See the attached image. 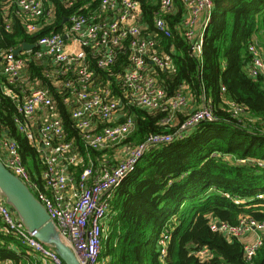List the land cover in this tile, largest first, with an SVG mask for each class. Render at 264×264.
Returning a JSON list of instances; mask_svg holds the SVG:
<instances>
[{"label": "trees", "instance_id": "trees-1", "mask_svg": "<svg viewBox=\"0 0 264 264\" xmlns=\"http://www.w3.org/2000/svg\"><path fill=\"white\" fill-rule=\"evenodd\" d=\"M100 1L95 0L90 11L99 7ZM137 1L142 8L143 25L153 32L159 1ZM174 1L175 11L166 17L172 37L158 39L166 66L155 68L156 77L170 97L185 85L193 108L203 98L211 102L217 120L201 123L184 139L151 149L140 159L111 200V218L100 262L108 259V264H264V234L263 245L248 260L241 240L211 229L213 221L231 226H237L244 217L264 222V199L259 198L264 196V165H259L264 163V76L254 79L247 72L249 45L256 41L264 49V0H213L201 68L182 35L185 8L181 0ZM8 3L9 0H0V52L15 51L24 44L35 46L44 36L65 34L70 17L82 6L78 2L70 6L65 0H45L52 16L40 20L41 30L30 34L22 20L11 15L14 7H7ZM7 14L10 23L6 22ZM35 52L37 48L32 54L22 55L27 58L24 78L13 84H8L0 63V139L16 142L28 171L40 180V154L18 130L16 122L24 120L18 106L30 95L29 85L47 88L68 138L82 151L84 162L76 171L79 176L88 164V156L97 163L116 151L85 149L71 106L47 78L53 69L51 58L38 59ZM127 57V53H119L116 64L103 70L88 54L98 79L111 83L119 97ZM228 102L240 109L238 115H234ZM191 106L188 113L178 112L170 125L164 124L166 113L127 106L126 117H132L136 126L123 145L135 147L151 135L175 133L195 110ZM163 235L168 237L165 253L160 245ZM29 256L32 252L0 219V262L42 264Z\"/></svg>", "mask_w": 264, "mask_h": 264}, {"label": "built area", "instance_id": "built-area-1", "mask_svg": "<svg viewBox=\"0 0 264 264\" xmlns=\"http://www.w3.org/2000/svg\"><path fill=\"white\" fill-rule=\"evenodd\" d=\"M65 1L70 6L75 2L82 6L70 17L65 34L39 38L33 45L38 49L34 56L51 58L53 69L47 78L59 89L65 103L71 106L72 118L85 149L116 151L123 145L136 126L132 117H126L127 106L166 113L164 124H172L175 115L192 102L185 85L174 96H168L155 72V68L166 66L158 39L172 37L166 17L174 13L175 1L158 0L153 32L143 25L142 8L137 0H101L93 11L90 10L95 0ZM181 2L186 11L182 35L191 45V54L201 68L214 3L213 0ZM9 6L14 7L11 15L18 16L30 34L41 30L40 20L52 16V12L46 10L45 0H9ZM6 22L10 23V17ZM15 51L0 52V63L8 84L22 77L27 61L22 55L33 53L31 50L16 55ZM121 52L128 54L119 84L125 102L114 93L111 83L105 84L98 79L88 61L90 53L98 68L107 70L116 64ZM248 52V74L254 79L264 76V49L253 41ZM68 75H71L69 79L64 78ZM222 93H225L224 87ZM228 105L234 115H238L240 109L232 102ZM54 106V98L47 88L31 91L18 106L24 117L23 121L18 119L16 122L18 130L40 154L43 165L40 180L34 179L28 171L16 142L9 138L0 139V160L45 206L60 238L75 253L80 264H102L100 256L111 218V200L117 188L149 150L182 140L201 123L215 122L217 118L212 103L203 98L175 133L151 135L138 146H128L121 150V159L115 165L110 157L104 156L96 163L88 156L87 166L76 176L78 167L84 162L82 151L74 140L68 138ZM259 165L264 163L259 162ZM259 198L264 199V196ZM0 219L42 264H65L53 247L36 237L37 232L25 228L16 212L6 204L1 191ZM211 229L239 240L246 234L255 233L254 242L245 245L248 260L263 245L264 222L244 217L237 226H231L213 221ZM167 241V235H163L160 240L163 253Z\"/></svg>", "mask_w": 264, "mask_h": 264}, {"label": "water", "instance_id": "water-1", "mask_svg": "<svg viewBox=\"0 0 264 264\" xmlns=\"http://www.w3.org/2000/svg\"><path fill=\"white\" fill-rule=\"evenodd\" d=\"M33 45L24 44L15 51H31ZM0 191L20 221L29 232H37V238L55 249L65 264H80L75 253L62 241L55 224L45 206L36 198L29 187L10 172L0 160Z\"/></svg>", "mask_w": 264, "mask_h": 264}, {"label": "rangeland", "instance_id": "rangeland-1", "mask_svg": "<svg viewBox=\"0 0 264 264\" xmlns=\"http://www.w3.org/2000/svg\"><path fill=\"white\" fill-rule=\"evenodd\" d=\"M37 88H40V87H37L36 85H33V84H31V85H29V92H31V91H33V90H35V89H37ZM190 104L188 105V107H186L184 110H183V112L184 113H188V112H190ZM191 109L192 110H194L195 108H193V106H191ZM128 146L126 145V146H124V145H122V146H120L119 147V149L117 148V150H116V152H113L111 155H110V158L111 159H113L112 160V163L113 164H115V163H117L118 161H120V159H121V150H124L125 148H127ZM230 160H232L231 158H230ZM238 163V162H237ZM107 231V230H106ZM107 233V232H106ZM103 264H107V262H103Z\"/></svg>", "mask_w": 264, "mask_h": 264}, {"label": "crops", "instance_id": "crops-1", "mask_svg": "<svg viewBox=\"0 0 264 264\" xmlns=\"http://www.w3.org/2000/svg\"><path fill=\"white\" fill-rule=\"evenodd\" d=\"M6 16L9 17V14H7ZM1 66H2V65H1ZM22 78H24L23 75H22V77H21L20 79H22ZM5 91L8 92V89H5ZM255 238H256V234L252 232V233L246 234V235L243 236V238L240 239V240L244 243V245H246V244H251V243H253L254 240H255ZM29 258H33L34 260H38V256H35L33 253H32V257L29 256ZM38 261H39V260H38ZM108 261H109L108 259H105V260H104V263L107 262V264H108ZM0 264H14V263L11 262V261H5V262H0ZM102 264H103V263H102Z\"/></svg>", "mask_w": 264, "mask_h": 264}]
</instances>
